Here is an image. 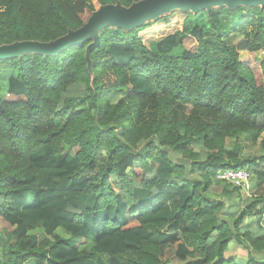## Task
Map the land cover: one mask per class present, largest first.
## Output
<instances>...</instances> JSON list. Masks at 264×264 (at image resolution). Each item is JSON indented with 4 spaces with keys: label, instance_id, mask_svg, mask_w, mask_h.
Returning a JSON list of instances; mask_svg holds the SVG:
<instances>
[{
    "label": "trees",
    "instance_id": "trees-1",
    "mask_svg": "<svg viewBox=\"0 0 264 264\" xmlns=\"http://www.w3.org/2000/svg\"><path fill=\"white\" fill-rule=\"evenodd\" d=\"M138 1L0 0V46ZM227 19L246 28L244 59ZM89 43L0 59L14 73L0 82V218L13 228L0 264H264V7L104 28L92 73ZM228 169L249 172L247 197L216 179Z\"/></svg>",
    "mask_w": 264,
    "mask_h": 264
},
{
    "label": "water",
    "instance_id": "water-1",
    "mask_svg": "<svg viewBox=\"0 0 264 264\" xmlns=\"http://www.w3.org/2000/svg\"><path fill=\"white\" fill-rule=\"evenodd\" d=\"M230 10L240 6L264 7V0H140L129 7L119 2L100 6L80 28L69 30L65 35L50 42L20 41L0 46V59L21 58L26 54L56 56L64 50L90 41L85 50L87 69L92 73L89 53L99 44V33L104 28H119L130 31L149 21H155L172 11L201 10L210 12L214 7Z\"/></svg>",
    "mask_w": 264,
    "mask_h": 264
},
{
    "label": "rangeland",
    "instance_id": "rangeland-1",
    "mask_svg": "<svg viewBox=\"0 0 264 264\" xmlns=\"http://www.w3.org/2000/svg\"><path fill=\"white\" fill-rule=\"evenodd\" d=\"M227 23L230 26L231 30H230V33L227 35L226 39H227L229 45L236 52H238L240 59H244L245 58L244 57L245 55H244V53H242L244 51V48H245V46H244L243 33H244V31H245L246 28H245L244 25H242L240 23L239 20L231 21V20H228L227 19ZM155 27H158V30H159V28L161 27L160 26V23L156 24ZM263 58H264V52H262V51H259V52H257L254 55V60L256 61V63H259V61H261ZM13 75H14V73H12V72H4V73L0 74V82L2 83L3 87L6 86V83L8 81V78H10ZM72 90L73 91H76V92H79L80 91L81 93L80 94H77V96H79V95L82 96V94L84 93V85L77 84L75 87L72 88ZM74 95H75V93H74ZM228 141L229 142H232L233 140H228ZM242 141H244V140H242ZM229 142H227V143H229ZM261 153H262V151L260 150V148H257L254 151V154L255 155L261 154ZM245 154L243 152V155L245 157H247L246 156L247 154L246 155ZM249 189H250V183H249V188L247 189V191H242L241 196L242 197H247V194L249 193ZM214 190L216 192H219L220 191L218 188H214ZM261 190H259L258 192L261 193ZM12 229H13L12 227H10L8 224H6L0 218V237L4 240V242L6 244L9 243V241H10V235H11L10 232L12 231ZM56 234L59 235L60 237H62L63 239H65L68 243H70V244H73L74 243L72 237L68 233L62 231L61 229H58L56 231ZM75 243L82 244L83 243V240L81 239V240H79V241H77ZM229 249H230V251L228 252V255L244 256L245 253H246L243 249L235 248V246H230Z\"/></svg>",
    "mask_w": 264,
    "mask_h": 264
},
{
    "label": "built area",
    "instance_id": "built-area-1",
    "mask_svg": "<svg viewBox=\"0 0 264 264\" xmlns=\"http://www.w3.org/2000/svg\"><path fill=\"white\" fill-rule=\"evenodd\" d=\"M216 179L238 187L242 191H247L250 183V174L246 170L242 169H228L218 171L216 174Z\"/></svg>",
    "mask_w": 264,
    "mask_h": 264
},
{
    "label": "crops",
    "instance_id": "crops-1",
    "mask_svg": "<svg viewBox=\"0 0 264 264\" xmlns=\"http://www.w3.org/2000/svg\"><path fill=\"white\" fill-rule=\"evenodd\" d=\"M235 202V204H236V201H234ZM235 248H239V247H235Z\"/></svg>",
    "mask_w": 264,
    "mask_h": 264
}]
</instances>
